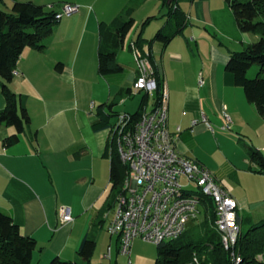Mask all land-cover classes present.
Wrapping results in <instances>:
<instances>
[{"label": "crops", "instance_id": "0c3cea01", "mask_svg": "<svg viewBox=\"0 0 264 264\" xmlns=\"http://www.w3.org/2000/svg\"><path fill=\"white\" fill-rule=\"evenodd\" d=\"M15 1L56 12L69 3L79 6V11L54 27L44 40L45 49L28 47L21 55L10 87L20 107L26 109L30 123L19 142L10 147L4 142L16 128L0 126V208L13 216L24 235L36 238L40 250L35 253L34 264H47L55 257L78 259L79 246L87 235L97 243L93 263L119 264L121 255L131 258L133 245L131 256L123 255L119 237L108 231L116 206L115 202L107 209L112 194L111 159L106 152L112 134L109 129L94 130L93 121L102 104L117 103L118 113L138 111L144 94L130 92L138 76L131 45L141 32L151 40L162 28L173 29L169 10L160 0L5 3L12 7ZM180 6L188 18L184 33L166 47L153 42L145 43V48L152 54L169 93L168 122L177 151L205 165L208 147L220 141L212 126L219 127L225 114L231 119V129L263 142L264 119L225 68L232 52L243 50L260 36L239 29L225 0H181ZM132 7L135 25L117 45V29ZM153 16L161 20L160 28L146 37V29L156 19L143 31L142 26ZM102 24L107 25L104 37ZM101 50L116 54L123 67L121 73H99ZM136 96L138 100L131 101ZM5 107L0 82V110ZM215 177L238 201L242 228L245 222L260 216L255 211L247 217L243 213L252 208L245 197L233 194L238 186L230 175L219 173ZM62 207L70 209L73 222L62 221Z\"/></svg>", "mask_w": 264, "mask_h": 264}, {"label": "trees", "instance_id": "16d2710c", "mask_svg": "<svg viewBox=\"0 0 264 264\" xmlns=\"http://www.w3.org/2000/svg\"><path fill=\"white\" fill-rule=\"evenodd\" d=\"M169 10L168 16L173 23V29L162 28L153 39L146 40L141 32L134 42L140 48L145 43L161 42L165 47L178 35L184 33L188 25L187 13L180 6L181 0H160ZM193 1V0H191ZM232 9L238 27L242 32L254 33L260 36L259 40L247 45L241 51L232 52L226 64V71L235 77L237 86L242 87L249 103L255 104L259 115L264 119V0H225ZM5 0H0V6ZM135 9L127 11L126 21L117 29V45L124 42L135 25ZM56 11L46 10L45 7L31 2L15 1L12 10L6 12L0 7V82L6 107L0 110V126L7 125L16 128V133L5 139L7 147L17 144L20 135L30 123L29 115L24 107H20L17 94L10 84L14 79L21 55L26 48L37 50L46 48L44 40L52 34L54 27L60 22L56 19ZM156 19L148 18L142 26L144 28ZM172 27V25L170 26ZM106 24L101 25V35L104 37ZM158 79V90L154 96L155 105L160 101L164 82L160 77L158 67L149 53ZM253 65L260 70L255 78L248 76ZM63 64H58L62 70ZM123 71L114 52L100 51L99 73L103 76L121 73ZM133 94V90L130 91ZM143 93H139L140 95ZM150 104V98L144 94L137 112L129 113L133 124L142 117L145 108ZM117 103L102 104L96 110L93 128L96 131L111 130L120 113L115 110ZM106 155L111 159V194L112 198L107 204L111 209L122 191L128 167L120 158L117 150L116 137L109 143ZM251 162L258 165L256 172L264 175V155L260 150L251 147L248 151ZM203 221L193 229L185 232L177 240L163 242L157 245L158 256L155 264H236L232 255L235 252L241 257L239 264H264V219L252 224L247 232L241 231L240 237L231 250H226L222 235L216 228V206L212 198L200 196ZM240 224H242L239 218ZM244 226V225H243ZM96 240L87 235L78 249V259L65 260L60 257L53 258L48 264H95L93 256L96 250ZM40 248L36 238L24 235L15 223L13 216L0 208V264H34V256ZM102 264V263H98Z\"/></svg>", "mask_w": 264, "mask_h": 264}, {"label": "built area", "instance_id": "2783aa9c", "mask_svg": "<svg viewBox=\"0 0 264 264\" xmlns=\"http://www.w3.org/2000/svg\"><path fill=\"white\" fill-rule=\"evenodd\" d=\"M78 11L79 6L65 4L56 13V19L61 21ZM131 49L138 71L133 94H147L152 103L134 124L131 114L120 113L110 130L128 172L108 231L119 237L121 253L127 256H131L133 242L137 239L156 245L177 240L186 232L190 221L199 219L200 196H208L216 206V228L222 235L223 245L226 250L233 249L242 231L238 201L209 169L177 151L175 137L169 129L167 87L164 84L161 99L155 105L158 79L149 53L135 43ZM224 116L227 126L223 129L227 130L231 128V119ZM192 183L201 190L190 189ZM60 214L64 223L74 221L69 208L62 207ZM232 255L239 264L241 257L235 252ZM129 264H133L131 258Z\"/></svg>", "mask_w": 264, "mask_h": 264}, {"label": "rangeland", "instance_id": "374dc122", "mask_svg": "<svg viewBox=\"0 0 264 264\" xmlns=\"http://www.w3.org/2000/svg\"><path fill=\"white\" fill-rule=\"evenodd\" d=\"M8 5L9 4L6 5V3H2L0 7L6 12H10L12 7ZM160 24L161 20L156 19L152 21L145 31V36L152 37L160 28ZM132 37L133 32L128 37V41H130ZM259 70L260 67L258 65H253L248 76L250 78H255ZM241 90L245 93L242 87ZM138 98L139 97L136 96L134 99H131V101L138 100ZM151 103L152 102H150V104ZM253 105L255 106V104ZM262 124V126H264V123ZM224 126H227L225 116L222 117V122L219 127L215 125L212 126L214 127L218 136L217 138L220 139V141L219 143L216 142L208 147V162L206 161L205 165H200L209 169V171L215 176L219 173L230 175L232 182L236 183L238 186V188L234 189L233 194L238 198L239 196L245 197L252 208L245 209V212L243 213L246 217L254 211L256 213H261L258 218L253 219V222L257 223V221L264 219V175L256 172L258 170V165L250 161L248 156V146L260 150L262 155H264V138L263 142H257L256 140H251V138L245 136V133L238 132L235 128L231 129L228 127L227 130H223ZM189 187L194 191L201 190L196 183H192ZM202 221L203 214L199 216L197 221H190L187 224L186 232L193 229L194 226ZM251 226L252 224L245 222L243 231L247 232ZM157 256L158 249L156 244L145 242L140 239L133 242V254L131 256L133 264H155ZM119 264H129V258L121 255Z\"/></svg>", "mask_w": 264, "mask_h": 264}, {"label": "water", "instance_id": "95a60500", "mask_svg": "<svg viewBox=\"0 0 264 264\" xmlns=\"http://www.w3.org/2000/svg\"><path fill=\"white\" fill-rule=\"evenodd\" d=\"M174 0H168V4H171Z\"/></svg>", "mask_w": 264, "mask_h": 264}]
</instances>
